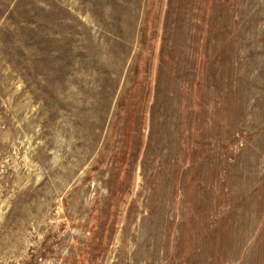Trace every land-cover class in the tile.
Returning a JSON list of instances; mask_svg holds the SVG:
<instances>
[{
	"label": "rangeland",
	"instance_id": "1",
	"mask_svg": "<svg viewBox=\"0 0 264 264\" xmlns=\"http://www.w3.org/2000/svg\"><path fill=\"white\" fill-rule=\"evenodd\" d=\"M0 264H264V0H0Z\"/></svg>",
	"mask_w": 264,
	"mask_h": 264
}]
</instances>
